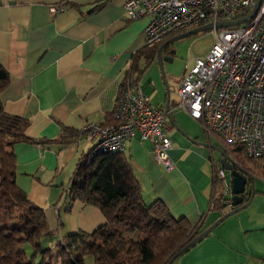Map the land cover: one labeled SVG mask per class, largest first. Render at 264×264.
<instances>
[{
	"label": "crops",
	"instance_id": "crops-1",
	"mask_svg": "<svg viewBox=\"0 0 264 264\" xmlns=\"http://www.w3.org/2000/svg\"><path fill=\"white\" fill-rule=\"evenodd\" d=\"M64 1L0 0V63L10 76L1 95L5 111L27 118L26 135L34 140H56L64 128L82 134L63 146L20 143L14 148L16 183L45 210L56 235L53 249L66 236L92 233L107 222L99 208L69 196L77 165L93 146L83 128L115 123L122 86L136 57L148 49L144 30L149 20L129 21L125 0H72L68 10L52 16L50 7ZM139 65L145 68L146 61ZM142 86L153 105L165 102V107L167 95L156 82L153 91ZM170 116L172 171L156 161L153 144L139 134L122 154L146 204L160 199L176 218L193 225L202 220L205 231L232 210L213 208L214 168L207 148H214L203 138L210 134L190 116L182 122ZM254 198L255 206L226 219L173 264H263L264 203ZM85 264H96L94 257L87 256Z\"/></svg>",
	"mask_w": 264,
	"mask_h": 264
},
{
	"label": "built area",
	"instance_id": "built-area-1",
	"mask_svg": "<svg viewBox=\"0 0 264 264\" xmlns=\"http://www.w3.org/2000/svg\"><path fill=\"white\" fill-rule=\"evenodd\" d=\"M72 0L50 7L56 16L69 9ZM258 0H125L129 21L147 18L144 30L148 48L205 25L232 22L251 14ZM216 44L205 59H198L175 89L177 107L199 122L224 145L240 150L248 160L264 158V0L256 15L237 28L211 30ZM165 107L152 104L140 80L132 77L121 89L113 113L114 124L89 123L83 132L93 143L87 162L105 154L123 153L128 141L139 134L154 146L156 161L170 172L175 165L167 132ZM221 159V158H220ZM220 159L213 161L214 181L224 186V208L233 209L231 173ZM241 166V165H240ZM230 174V179L227 177ZM247 172V171H246ZM248 173V172H247ZM249 174V173H248ZM251 194L247 186L245 199ZM264 264V262H263Z\"/></svg>",
	"mask_w": 264,
	"mask_h": 264
},
{
	"label": "trees",
	"instance_id": "trees-1",
	"mask_svg": "<svg viewBox=\"0 0 264 264\" xmlns=\"http://www.w3.org/2000/svg\"><path fill=\"white\" fill-rule=\"evenodd\" d=\"M161 44L136 57L125 82L132 77L139 80L146 66L157 58ZM141 59L147 63L145 68L139 65ZM9 82V73L0 63V264H85L87 256L94 257L96 264H169L204 232L202 220L193 225L186 218H176L160 199L146 204L133 168L122 153L100 155L91 162L85 156L72 177L69 196L71 201L99 208L107 222L92 233L66 236L55 249L45 248L43 240L56 235L49 228L45 210L32 203L16 183L14 148L20 143L63 146L82 134L64 128L53 141L27 137L29 120L8 114L2 103L1 95ZM228 154L242 164L240 150L229 148ZM258 161L264 167V158ZM215 186L216 181L214 193ZM213 208L224 209L214 198ZM26 244L33 247L32 260L24 251Z\"/></svg>",
	"mask_w": 264,
	"mask_h": 264
},
{
	"label": "rangeland",
	"instance_id": "rangeland-1",
	"mask_svg": "<svg viewBox=\"0 0 264 264\" xmlns=\"http://www.w3.org/2000/svg\"><path fill=\"white\" fill-rule=\"evenodd\" d=\"M215 44H216V37L210 31L199 34L189 39H184L175 42L173 49L175 53L163 54V57H165V61H164L165 77L162 75V70L157 58L151 63H149L148 66H146V70L144 71L146 72V75H144L143 77L142 85L153 91L155 90L154 87L156 82V84L159 85L160 89L162 90V96H164L165 99L167 95V86L169 87L170 98H171L170 106L174 120L175 118H179L180 122H182L183 120L190 118L189 117L190 115L187 112H185L182 109L176 108L178 101H177V96L174 93L175 89L180 86L185 72L191 69L195 65L198 59H205ZM151 66L156 69L154 73L151 71L153 68L150 69ZM164 104L165 102L160 103L157 106L163 107ZM170 123L171 122L169 120L168 126L172 125V123L171 124ZM203 138L205 139V142L208 141V143H210L213 146L214 149L207 148V150L210 154L209 156L210 160L216 162V160H219L221 158L220 151H226L227 147L224 145L222 140L215 134H210V136H207L205 134ZM240 158L243 159L242 164L240 163L241 167L245 171H247L254 179L253 180L254 188L252 187L251 190L252 191L254 190L255 197L257 198V200L264 203V180L261 179L264 178L263 176L264 167L262 164H260L261 161L248 160L245 159L242 155L240 156ZM227 177L230 179V174L228 172H227ZM224 191L225 190L223 184L221 183L220 180L217 179L214 199L215 200L219 199L220 205L222 207H224L223 202H225V200L223 199ZM252 206L255 205L251 204L249 208H251ZM52 241L53 239L43 240L42 242L43 246L45 248H50L52 245ZM24 251L26 252L30 260L34 259L35 257L34 250L30 244H26L24 246Z\"/></svg>",
	"mask_w": 264,
	"mask_h": 264
},
{
	"label": "water",
	"instance_id": "water-1",
	"mask_svg": "<svg viewBox=\"0 0 264 264\" xmlns=\"http://www.w3.org/2000/svg\"><path fill=\"white\" fill-rule=\"evenodd\" d=\"M261 1L262 0H258L256 7L253 9L251 14L243 19L232 21V22H219L216 25L209 24V25H205L199 28H195L186 33L175 36L174 38H172L171 40L163 44L159 48L158 54H157V60L161 67L162 75L165 77V72H164L165 57H163V51L168 45L184 40V39L195 37L202 33L209 32L213 30L214 28L216 29L231 28V27L237 28L238 26L249 22L256 15V13L258 12V8L261 4ZM171 53L174 54L175 52L172 51ZM170 105H171L170 90H169V87L167 86V101L165 105V108L167 111H170ZM168 119L170 120V122H172L170 114L168 115ZM220 152H221L220 163L225 170L231 173V177H232L233 209L229 211L228 213H226L224 216H222L215 224H213L211 227H209L207 230L201 233L193 242L188 244L181 252H179V254H177L169 262V264H172L178 256L182 255L183 253H185L186 251H188L189 249L197 245L199 242H201L203 239H205L207 236H209L226 219L247 209L253 202V199L255 196L254 190L253 191L251 190L249 199L248 200L245 199V193H246L247 186H250L251 188L254 186L253 177L250 174H248L236 162V160L231 155H229L226 151H220Z\"/></svg>",
	"mask_w": 264,
	"mask_h": 264
},
{
	"label": "flooded vegetation",
	"instance_id": "flooded-vegetation-1",
	"mask_svg": "<svg viewBox=\"0 0 264 264\" xmlns=\"http://www.w3.org/2000/svg\"><path fill=\"white\" fill-rule=\"evenodd\" d=\"M174 37H175V36H174ZM174 37L167 38V39L163 42V44H165L166 42H168L169 40H171V39L174 38ZM163 44H161L160 47H161ZM174 44H175V43L168 45V46L164 49L163 54H168V53L170 54V53L173 51V49H174ZM160 47H159V48H160Z\"/></svg>",
	"mask_w": 264,
	"mask_h": 264
}]
</instances>
